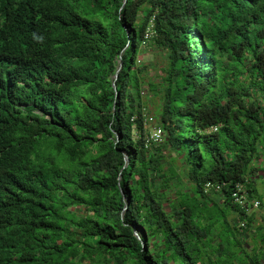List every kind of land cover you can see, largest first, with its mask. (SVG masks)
Returning <instances> with one entry per match:
<instances>
[{
  "label": "trees",
  "instance_id": "obj_1",
  "mask_svg": "<svg viewBox=\"0 0 264 264\" xmlns=\"http://www.w3.org/2000/svg\"><path fill=\"white\" fill-rule=\"evenodd\" d=\"M144 46L165 56L155 77ZM258 171L264 0H0V264H205L204 184L239 211Z\"/></svg>",
  "mask_w": 264,
  "mask_h": 264
},
{
  "label": "crops",
  "instance_id": "obj_2",
  "mask_svg": "<svg viewBox=\"0 0 264 264\" xmlns=\"http://www.w3.org/2000/svg\"><path fill=\"white\" fill-rule=\"evenodd\" d=\"M258 199L260 200V198ZM214 201L208 202L203 207L202 215L198 218L199 223H201L200 230L194 241L205 264H221L224 252H226V264H241V259L249 263V256H251L250 263H252L255 260V255L258 257V264H264V244L260 237H256L258 232H261L260 235L264 233V230H261L262 220L260 221L263 218L262 207L260 206L259 210L249 214V221L243 230L238 228V223L242 217L237 209L229 206H226L229 209V212L226 213V219H221L208 228L209 217L207 215L209 213L207 211L214 205L222 204L219 198L215 201L217 203ZM220 222L226 224V229L222 227ZM225 230L226 234H224Z\"/></svg>",
  "mask_w": 264,
  "mask_h": 264
},
{
  "label": "rangeland",
  "instance_id": "obj_3",
  "mask_svg": "<svg viewBox=\"0 0 264 264\" xmlns=\"http://www.w3.org/2000/svg\"><path fill=\"white\" fill-rule=\"evenodd\" d=\"M152 31L151 28L149 27L148 29V35H151ZM138 59H140V61H144L146 63H148V72L150 77H155V73L160 72L159 68L164 64L165 61V56L163 54L162 51L159 50H153L147 46H144L140 49L139 55H138ZM141 62L139 63V61L137 63L141 64ZM143 92L144 94L142 95V100L144 102L145 105V109H146V114L148 116H151L154 118V121L146 124V131H149V133H151V128L154 124H157V119H158V113H159V108H160V99L158 96H155L152 92L148 91L147 89V85L145 84L143 86ZM146 90V91H145ZM163 139V136H162ZM159 144V143H157ZM262 157H260V159H256L254 161L255 165H262ZM256 176L254 177V183H255V188L258 192V197L260 198V206L262 207V219H260V217H258V219H260V221L262 222L261 225V230H264V172H255ZM248 178L251 180L253 177L251 175H247ZM219 203V202H218ZM260 209V208H259ZM257 209V210H259ZM71 210H73L77 215H83V213L81 212L82 210L79 207H73ZM209 213V215H207V217H212V218H219V219H226V213L229 212V209L226 208V206H223L222 204H218V205H214L211 209H209L207 211ZM220 224L222 225V227H225L224 229H226V224H223L222 222H220ZM261 232H258L256 237L259 238ZM224 234H226V230L224 231Z\"/></svg>",
  "mask_w": 264,
  "mask_h": 264
},
{
  "label": "built area",
  "instance_id": "obj_4",
  "mask_svg": "<svg viewBox=\"0 0 264 264\" xmlns=\"http://www.w3.org/2000/svg\"><path fill=\"white\" fill-rule=\"evenodd\" d=\"M154 121V118L151 116H148L146 113H144V122L145 124H148L150 122ZM212 130H216V127H213ZM163 131L161 126L157 123L154 124L151 128V133L147 136L145 139V145L147 147L160 143L162 140ZM224 185V182H206L203 186L204 193L212 196L213 193H216L215 195L219 196V199L222 201V187ZM231 198L233 203L238 207V212L242 219L238 223V228L240 230H243L246 227V217L251 212L257 210L260 208V201L257 198H249L248 192H247V186L245 183H236L234 185V188L231 191Z\"/></svg>",
  "mask_w": 264,
  "mask_h": 264
},
{
  "label": "water",
  "instance_id": "obj_5",
  "mask_svg": "<svg viewBox=\"0 0 264 264\" xmlns=\"http://www.w3.org/2000/svg\"><path fill=\"white\" fill-rule=\"evenodd\" d=\"M121 67H122V61H121V57L119 56V58H118V67L116 68V70H115V72L113 74V79H112V85H113L114 88L116 86V79L118 77V74H119V71H120ZM118 96H119V93L115 90V99L113 101V104H115L116 99L118 98ZM119 179H120V176H119ZM121 194H122L123 197L125 196L122 191H121ZM126 205H127V203L125 204V208H126ZM134 232L138 236L137 231L135 230Z\"/></svg>",
  "mask_w": 264,
  "mask_h": 264
}]
</instances>
